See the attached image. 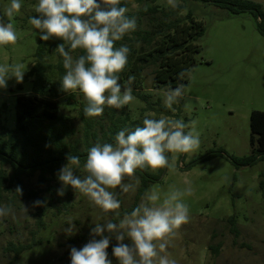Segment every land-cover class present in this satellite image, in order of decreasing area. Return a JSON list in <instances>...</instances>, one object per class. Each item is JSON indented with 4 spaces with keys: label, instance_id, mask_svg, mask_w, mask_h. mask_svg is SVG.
I'll return each mask as SVG.
<instances>
[{
    "label": "rangeland",
    "instance_id": "1",
    "mask_svg": "<svg viewBox=\"0 0 264 264\" xmlns=\"http://www.w3.org/2000/svg\"><path fill=\"white\" fill-rule=\"evenodd\" d=\"M252 1L264 8V0ZM9 2L0 0V15ZM36 3L37 0H21V10L12 21L17 43L0 46V64L22 63L25 73L34 66V54L40 42L39 30L28 23V18L36 14L33 7ZM177 3L185 4L205 30L197 42L201 51L190 68L191 76L186 79L183 99L173 105L175 111L167 109L168 114L156 111L165 107L166 89L154 87L152 68H148L138 92L149 96L147 101L155 110L143 111L148 104L134 95L131 104L115 109V117L129 115L132 120L143 121L147 114H151L153 118L195 122L200 135L199 149L193 153L176 154L175 170L164 168L161 179L149 187L167 191L170 186L183 188L187 182L193 188V194L184 198L190 208V221L182 225L171 240L167 249L171 259L177 264H264V191L260 187L264 180V162L237 168L228 159L229 156L251 154L250 116L252 111L264 112V35L257 30L256 20L250 13L232 15L201 1L177 0ZM152 4L170 8L167 0H156L143 5L133 4L128 12L134 13ZM44 42L47 48L54 49L56 44L63 43L56 38ZM72 54L78 56L76 52ZM46 60L52 65L47 77L56 81L59 73L57 53L47 55ZM31 86V80L25 82L23 78L22 83H17L12 78L6 89H0V107L6 105L2 115L7 118L9 126L15 121L17 96L31 92ZM59 103L65 121L63 125H55L56 131L65 134L66 128V142L83 146L86 131L82 118L86 100L76 91L68 93ZM106 110L107 107L98 117L86 116L94 124L92 132L99 138L111 123L108 117L111 112L107 114ZM90 142L94 143L92 137ZM220 150L222 155L217 154ZM3 169L10 174L9 166ZM158 171L148 172L155 174ZM57 173L54 177L49 176L44 185L39 183L38 172L25 179L21 197H13L14 189H2L0 207L10 205L14 215L0 218V264H71L70 250L81 247V237L91 232L96 223L115 219L114 213L103 214L70 186L66 191L71 200L66 207L50 200L48 187L57 186L59 189L62 186ZM76 174L85 175L82 167L76 170ZM139 186L134 193L120 194L116 190L121 203L119 212L134 204ZM57 196L55 194L53 198ZM37 200L43 201V205L33 207ZM24 206L28 207V213L23 211ZM43 211V227L38 229V218ZM233 216L237 221L236 232L227 221ZM70 221L75 225L71 234L65 232ZM33 240L40 244L25 251L18 259L14 253L5 251L9 243L31 244ZM116 243L113 237L107 250L113 264H118L111 254Z\"/></svg>",
    "mask_w": 264,
    "mask_h": 264
},
{
    "label": "clouds",
    "instance_id": "2",
    "mask_svg": "<svg viewBox=\"0 0 264 264\" xmlns=\"http://www.w3.org/2000/svg\"><path fill=\"white\" fill-rule=\"evenodd\" d=\"M167 4L173 9L179 7L177 0H167ZM21 7V0H10L4 6L0 15V46L17 43L12 21ZM33 7L36 15L30 16L28 23L39 30L40 40L63 41L55 49L65 69L61 90L69 94L79 91L83 95L87 102L85 116L98 117L105 107L122 109L135 100L131 87L135 76H129L124 84L120 82L130 49L127 45L117 46V42L137 30V21L127 14L128 8L121 6V0H37ZM76 50L83 54L74 57L72 53ZM24 74L22 63L0 64V89H6L12 78L22 83ZM177 75L182 81L191 76V70ZM184 95L183 83L169 87L164 92V106L175 111L173 105ZM199 147L195 122L147 114L142 126L119 131L114 143L97 142L90 147L83 164L79 156L69 154L67 163L57 173L62 185L57 193L63 196L70 186L103 214L120 217L121 203L116 190L120 194L134 193L140 184L137 170H175L176 154L193 153ZM81 167L83 176L76 174ZM15 192L23 195L20 186ZM192 194L193 188L187 182L183 188L170 186L167 191L151 187L141 202L118 222L109 219L96 223L91 230L93 239L79 249L71 248V264H113L107 251L113 237L117 243L111 254L118 264H177L167 249L181 226L190 221V208L184 198ZM43 203L37 200L33 207ZM23 211L28 213V207L24 206ZM9 215H14L10 205L0 207V218ZM68 225L65 232L71 234L75 225L72 221Z\"/></svg>",
    "mask_w": 264,
    "mask_h": 264
},
{
    "label": "trees",
    "instance_id": "3",
    "mask_svg": "<svg viewBox=\"0 0 264 264\" xmlns=\"http://www.w3.org/2000/svg\"><path fill=\"white\" fill-rule=\"evenodd\" d=\"M156 0H121V6L128 9L133 4L143 5L147 2L154 3ZM201 1L210 3L219 9L228 11L232 15L241 13H250L256 20L257 30L264 35V8L260 3L252 0H182ZM185 15L182 16V13ZM130 17H135L137 21V30L130 36H125L123 40L117 42V46L127 45L130 49L128 64L125 70L120 74L121 84L126 83L129 76H135V81L131 85L133 95L140 98L148 106L143 109L155 110L148 103L149 96L139 94L144 80L146 69L152 68L154 87L168 89L176 88L179 84H186L187 76L184 80L178 79V73L188 70L195 62V56L200 53L201 47L197 43L203 37L205 30L200 21H197L193 13L187 9L186 5L179 7L165 8L160 5L152 4L141 8L138 11L127 13ZM36 15V14H34ZM139 42V46H137ZM62 43V42H60ZM59 43V44H60ZM58 44H56L57 47ZM54 48H47L46 43L40 40L37 50L34 54L35 63L32 69L24 74V81L31 80V92L18 95L15 103V121L13 126H9L7 118H3L6 105L0 107V196L2 189L15 191L17 186L23 188L24 180L33 177L39 173V183L44 185L49 176L54 177L59 169L67 163L66 157L76 155L81 158L83 164L87 150L97 142H113L115 135L123 129H134L142 126V121L132 120L129 115L115 117V109L108 108L105 113L111 120L107 130L99 138L93 131L94 124L87 120L86 116L82 119L85 124V139L83 146L70 145L66 142L65 136L68 135L65 128L61 134L56 131L57 123L64 124L65 119L60 114L59 100L68 93L61 90L60 80L65 73L62 57H59L56 66L58 70V79L51 81L47 74L51 71L52 65L47 63V55H53ZM78 56L83 54L81 50L74 53ZM19 89H23L19 86ZM72 97V96H71ZM156 111L169 113L167 108L161 107ZM47 125V126H45ZM250 142L252 146L251 154L245 157L229 156L228 159L237 168L251 167L257 163L264 162V112L252 111L250 116ZM90 137L93 142H90ZM222 155L223 151L217 152ZM10 167V174L3 169ZM164 172L159 169L158 173H149L148 171L137 170L136 175L140 179V186L135 196L134 204L120 212V217H115L113 222H118L124 213L131 212L141 200L145 191L150 185L160 180ZM264 191V180L260 183ZM51 191V199L67 206L71 198L68 196V188L63 196L58 195L57 186L48 187ZM23 191V190H22ZM21 197L15 192L13 197ZM42 200L45 202L46 198ZM41 216L38 218V229H42L43 221ZM228 223L236 232V218L230 217ZM107 235V232L105 233ZM99 239V237H96ZM93 236L91 232L81 237V247L88 243ZM40 244L32 241L31 244L9 243L5 251L14 253L15 259H18L25 251ZM80 247V248H81ZM215 253L217 249H213Z\"/></svg>",
    "mask_w": 264,
    "mask_h": 264
}]
</instances>
